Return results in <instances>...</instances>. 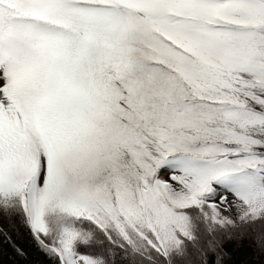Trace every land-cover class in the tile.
I'll use <instances>...</instances> for the list:
<instances>
[{"label": "snow or ice", "instance_id": "1", "mask_svg": "<svg viewBox=\"0 0 264 264\" xmlns=\"http://www.w3.org/2000/svg\"><path fill=\"white\" fill-rule=\"evenodd\" d=\"M0 220L48 264L264 254V0H0Z\"/></svg>", "mask_w": 264, "mask_h": 264}, {"label": "trees", "instance_id": "2", "mask_svg": "<svg viewBox=\"0 0 264 264\" xmlns=\"http://www.w3.org/2000/svg\"><path fill=\"white\" fill-rule=\"evenodd\" d=\"M13 237V243H0V264H48L47 258L36 248L27 230L17 222L10 224L7 220H0ZM2 239V238H0ZM16 247L24 249L26 255H16ZM224 264H264L254 243L249 239L224 241Z\"/></svg>", "mask_w": 264, "mask_h": 264}, {"label": "rangeland", "instance_id": "3", "mask_svg": "<svg viewBox=\"0 0 264 264\" xmlns=\"http://www.w3.org/2000/svg\"><path fill=\"white\" fill-rule=\"evenodd\" d=\"M253 243H254V245H255V247H256V249H257V252H258V254L260 255V257H262L263 259H264V254H262L260 251H259V249L257 248V245H256V243L254 242V240H252L251 238H249Z\"/></svg>", "mask_w": 264, "mask_h": 264}]
</instances>
